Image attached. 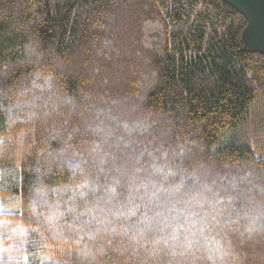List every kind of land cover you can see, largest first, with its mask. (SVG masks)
Here are the masks:
<instances>
[{"label":"trees","instance_id":"trees-1","mask_svg":"<svg viewBox=\"0 0 264 264\" xmlns=\"http://www.w3.org/2000/svg\"><path fill=\"white\" fill-rule=\"evenodd\" d=\"M247 27L223 0H0V151L34 135L9 219L69 254L29 229L0 264H264Z\"/></svg>","mask_w":264,"mask_h":264},{"label":"rangeland","instance_id":"rangeland-1","mask_svg":"<svg viewBox=\"0 0 264 264\" xmlns=\"http://www.w3.org/2000/svg\"><path fill=\"white\" fill-rule=\"evenodd\" d=\"M48 110L52 111L51 115L55 114L52 107H49ZM58 110L59 113L61 109L58 108ZM231 135L236 136V140L240 139L249 144L258 159H264V98L260 99V103L255 108L252 121L239 127ZM33 138L32 131L10 136L9 140L14 142L16 147H13L8 153H4L3 150L0 151V212L7 215V218L0 219V257L26 259L28 241H30L27 238L26 231L30 229L37 237V250H42L37 256L44 262H61L66 255H69L68 253L57 255L44 237L39 235L37 229L24 227L20 219H9L11 215L19 214L20 199L5 192L15 190L19 186V170L31 148ZM61 249L62 253L65 248ZM66 259L63 261H66Z\"/></svg>","mask_w":264,"mask_h":264},{"label":"water","instance_id":"water-1","mask_svg":"<svg viewBox=\"0 0 264 264\" xmlns=\"http://www.w3.org/2000/svg\"><path fill=\"white\" fill-rule=\"evenodd\" d=\"M248 20L241 42L248 49L264 54V0H223Z\"/></svg>","mask_w":264,"mask_h":264}]
</instances>
